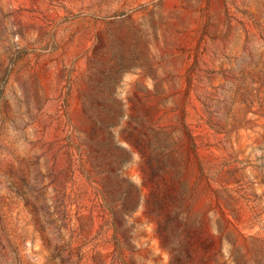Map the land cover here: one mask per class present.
<instances>
[{"label": "rangeland", "instance_id": "obj_1", "mask_svg": "<svg viewBox=\"0 0 264 264\" xmlns=\"http://www.w3.org/2000/svg\"><path fill=\"white\" fill-rule=\"evenodd\" d=\"M0 264H264V0H0Z\"/></svg>", "mask_w": 264, "mask_h": 264}, {"label": "trees", "instance_id": "obj_2", "mask_svg": "<svg viewBox=\"0 0 264 264\" xmlns=\"http://www.w3.org/2000/svg\"><path fill=\"white\" fill-rule=\"evenodd\" d=\"M153 203H154V205H157V206H160L161 207V205L164 203V197H155L154 199H153Z\"/></svg>", "mask_w": 264, "mask_h": 264}]
</instances>
